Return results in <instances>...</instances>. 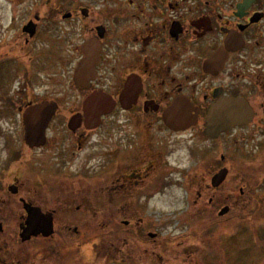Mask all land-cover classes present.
I'll list each match as a JSON object with an SVG mask.
<instances>
[{
  "label": "flooded vegetation",
  "instance_id": "obj_1",
  "mask_svg": "<svg viewBox=\"0 0 264 264\" xmlns=\"http://www.w3.org/2000/svg\"><path fill=\"white\" fill-rule=\"evenodd\" d=\"M0 1V118L14 108L22 124L26 109L55 107L44 145L23 142L45 195L9 167L0 177L3 213L25 200L51 213L54 232L18 260L0 222V264H222L232 220L264 219V0ZM85 101L111 108L96 128ZM109 123H121L118 141L101 134ZM157 136L199 142L197 166L172 164L173 144ZM176 172L204 225L162 238L144 212Z\"/></svg>",
  "mask_w": 264,
  "mask_h": 264
},
{
  "label": "rangeland",
  "instance_id": "obj_2",
  "mask_svg": "<svg viewBox=\"0 0 264 264\" xmlns=\"http://www.w3.org/2000/svg\"><path fill=\"white\" fill-rule=\"evenodd\" d=\"M15 110L14 108H10L8 112L6 111L4 117L0 118V177L4 173V170L9 167V170H13L15 171L16 175L21 176L20 179L22 182H24V189H32L33 192H31V195L37 193L39 197L44 196L45 193L43 192V188L40 186L42 184L37 178L39 174L37 173L38 169L37 172H33L39 162L37 161L39 156L36 152L26 153L24 151L25 149L22 140L23 130L21 123H19V119L18 121L15 120ZM110 127H113L114 131V133L111 135L109 131H112V128L110 129ZM121 129H123L121 128V123H109L106 129H102L100 132L103 136H112L116 138L114 139L115 141H118V139L122 138L120 135V132H122ZM134 131H136L134 125L126 128V135L128 136L126 139L127 146H134L135 142L137 141ZM144 140H147V138ZM154 142L158 145L161 142L164 145H167V150H169L170 145L173 144L170 149L173 150V154L169 158L172 164H180L182 167L187 166V168H189L190 166L188 165H194V167H196L197 165L195 163H199L198 159L200 156H198L197 153L200 143L196 142V144H194V140L189 139V136L172 139H165L157 136V138L154 139ZM103 146L105 145L103 144ZM21 148L23 149L21 150ZM189 151L191 156H189ZM12 153H14V156ZM12 158H14V161H11ZM28 160H31L30 167L26 166ZM28 167L30 172L36 175H30V177H35L33 181L31 179L29 180L27 178L28 176L22 171H27ZM194 167L189 169L188 174H195ZM178 177L179 174L177 172L174 173L171 176L173 183L167 185L166 187L159 188L158 193L155 194L152 199L154 208L151 210L148 208L144 212L146 216H150L149 219L152 222L153 229L160 233L162 238L165 236H169L171 238L178 237L179 230L181 228L189 227L194 229L200 228L204 225V220L201 218V216L199 217L198 213H194V211L191 209V205L193 204V200L196 195L193 193V191L187 189L182 183H178V180H180ZM8 179H6V181ZM2 189L6 190L5 188ZM5 195L6 194H3V192L0 190V196ZM19 195L20 194L16 196ZM18 201L19 200H17V203H14L13 205L15 210L14 215L9 212L3 213V210L0 209V222H2V225L5 229L7 228L14 230V234L10 232L9 236L14 237V251L16 255H19L18 260H22L23 256H25L27 252L26 249L30 247L34 241L32 243H21L18 241L19 224L23 220L19 214L22 209V204ZM1 207L3 208L4 206L2 205ZM190 209L192 210L193 214L189 213ZM228 224L221 225L220 227L223 238L227 236L224 234V232H226V230L231 225ZM234 225L236 228L234 237L231 238V241H226L227 239L223 241L225 246L220 247L218 250L219 253H221V261L223 260L222 264H264V219H260V217H258L251 220H232V226ZM216 232L218 234V231ZM230 233H232L231 230H229L228 234L230 235ZM176 244L177 243L172 244V247L176 249V251H180V249H182V244L179 246ZM209 244H211V247H213V245L217 243L214 238H212ZM197 251L203 252L202 254H207L206 249L204 252V249L201 251L200 247L197 248ZM31 255L34 260L38 259V255H33V252H31ZM193 258L197 257L193 255ZM216 258L217 257L215 256L214 259ZM26 259H28V256Z\"/></svg>",
  "mask_w": 264,
  "mask_h": 264
},
{
  "label": "water",
  "instance_id": "obj_3",
  "mask_svg": "<svg viewBox=\"0 0 264 264\" xmlns=\"http://www.w3.org/2000/svg\"><path fill=\"white\" fill-rule=\"evenodd\" d=\"M82 65L80 70H82ZM96 101H86L85 111L90 118L92 124L97 125L100 121V115L105 111L104 106L95 105ZM45 109V108H44ZM49 116L43 108L35 107L26 110L23 115L24 125V140L30 146H40L43 144L44 129ZM172 124V123H170ZM169 124V126H171ZM225 176V171L214 177V185H218ZM28 211V217L26 220V226L20 233L22 241L30 239L31 236H37L41 232L44 235H49L52 232V218L50 214H42L39 208L26 205Z\"/></svg>",
  "mask_w": 264,
  "mask_h": 264
}]
</instances>
